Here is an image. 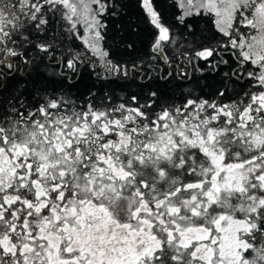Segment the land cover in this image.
I'll list each match as a JSON object with an SVG mask.
<instances>
[{
	"label": "snow or ice",
	"instance_id": "1",
	"mask_svg": "<svg viewBox=\"0 0 264 264\" xmlns=\"http://www.w3.org/2000/svg\"><path fill=\"white\" fill-rule=\"evenodd\" d=\"M170 5L189 31L210 25L195 59L235 65L208 98L78 102V64L98 58L109 81L137 68L103 46L119 0H0V97L13 80L18 94L48 81L31 105L0 98V264H264V0ZM141 6L171 67L176 38L152 0Z\"/></svg>",
	"mask_w": 264,
	"mask_h": 264
},
{
	"label": "trees",
	"instance_id": "2",
	"mask_svg": "<svg viewBox=\"0 0 264 264\" xmlns=\"http://www.w3.org/2000/svg\"><path fill=\"white\" fill-rule=\"evenodd\" d=\"M152 2L161 16L162 24L168 26L171 35L176 38V43L166 44L163 51L171 67L160 59V54L151 51L155 31L150 25L146 10L141 6L142 0H119L122 7L117 9V14L105 18L107 27L103 46L113 61L121 62L129 69H132V64L135 62L137 68L135 71H130L127 78L119 77L109 81L104 79L103 75L97 78L96 74L101 71L98 58H92L97 62L95 67L91 62L78 64V74H71L69 88L70 93L78 102L84 100L89 90H92L97 96L109 91L113 97V103L132 104L131 97L134 95L140 103H143L149 90H159L163 95L179 103L189 95L208 98L223 86L224 73L229 72L235 66L229 55L224 56L229 64H221L215 70L209 66V62L194 58L197 50L209 44L210 25L199 19H189L187 23L192 25L189 31L176 19L179 10L174 5H170V0H152ZM73 47L76 51L82 50L79 41H76ZM57 55L59 56V52ZM189 59H191V64L188 63ZM214 59H216L215 56L210 58V60ZM177 66L187 73L186 77L176 78ZM161 69H163L162 72ZM169 71L173 72V76L169 77L170 84L160 79V76L166 75ZM15 84V80L11 81L3 97L0 98L23 100L31 105L38 98L36 89L47 87L48 81L44 75L34 76L26 86L22 85L24 87L22 94L17 93ZM229 89H232V84H229ZM239 90L240 85H237L235 91Z\"/></svg>",
	"mask_w": 264,
	"mask_h": 264
}]
</instances>
